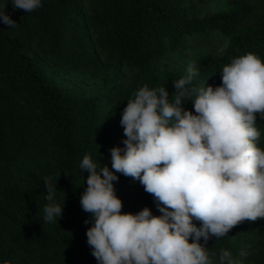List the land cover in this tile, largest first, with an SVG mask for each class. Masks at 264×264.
<instances>
[{
	"label": "trees",
	"instance_id": "trees-1",
	"mask_svg": "<svg viewBox=\"0 0 264 264\" xmlns=\"http://www.w3.org/2000/svg\"><path fill=\"white\" fill-rule=\"evenodd\" d=\"M26 12L0 0L16 21L0 22V264H98L87 243L91 214L80 197L89 173L85 154L111 170L113 147H124L123 109L145 84L165 87L198 75L189 87L220 86L233 58L255 53L264 62V0H42ZM219 36L216 52L190 54L200 40ZM182 57L183 62H176ZM94 83L70 91L68 78ZM183 107L194 112L193 102ZM264 150V119L257 116ZM122 212L148 207L154 197L139 181L116 173ZM45 176L57 185L62 218L44 220ZM194 224L200 227L199 221ZM189 242H192L190 239ZM204 243L203 238L200 241ZM213 264L221 250L239 264H264V218L243 221L206 244ZM241 252L246 255H241ZM227 264V262H226Z\"/></svg>",
	"mask_w": 264,
	"mask_h": 264
},
{
	"label": "clouds",
	"instance_id": "clouds-1",
	"mask_svg": "<svg viewBox=\"0 0 264 264\" xmlns=\"http://www.w3.org/2000/svg\"><path fill=\"white\" fill-rule=\"evenodd\" d=\"M12 5L28 13L43 6L42 0ZM0 22L18 26L4 9ZM197 75L189 64L173 82L171 100L165 87L145 84L133 93L120 120L124 147L110 149L111 170L88 154L80 162L89 173L80 205L91 214L87 243L98 264H213L206 247L213 236L264 218V150L255 126L257 116L264 119V62L252 52L233 58L217 87H189ZM185 101L193 102L194 112ZM116 173L139 181L162 214L148 207L122 212ZM43 179L49 201L44 220L53 223L62 218L65 200L63 207L56 203L53 177ZM226 262L239 264L222 249L219 264Z\"/></svg>",
	"mask_w": 264,
	"mask_h": 264
},
{
	"label": "rangeland",
	"instance_id": "rangeland-1",
	"mask_svg": "<svg viewBox=\"0 0 264 264\" xmlns=\"http://www.w3.org/2000/svg\"><path fill=\"white\" fill-rule=\"evenodd\" d=\"M222 43L223 42L219 36L200 40L193 46L190 54L183 53L181 56H194L202 52H216L220 48V46H222ZM176 62L182 64V57L177 58ZM65 85L72 92L79 91L82 93L86 92L91 86H95L94 83L85 80L84 77L80 75L78 76V78H68V81Z\"/></svg>",
	"mask_w": 264,
	"mask_h": 264
}]
</instances>
